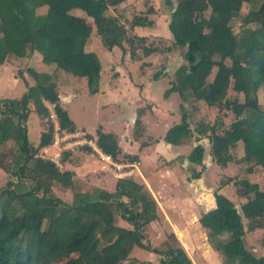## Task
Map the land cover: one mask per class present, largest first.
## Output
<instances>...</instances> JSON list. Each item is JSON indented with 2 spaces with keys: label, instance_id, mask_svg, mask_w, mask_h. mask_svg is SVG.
<instances>
[{
  "label": "trees",
  "instance_id": "trees-1",
  "mask_svg": "<svg viewBox=\"0 0 264 264\" xmlns=\"http://www.w3.org/2000/svg\"><path fill=\"white\" fill-rule=\"evenodd\" d=\"M123 1L0 0V65L8 57L25 59L38 54L47 66V71L34 77L33 86L26 85L20 97L0 99V146L11 145L6 152H0V170L9 177L0 188V264H49L51 259L71 254L76 256L66 258L63 264H146L131 257L134 247L158 254L160 264H193L179 245L165 250L151 247L145 232L159 219V207L143 183L121 177L111 192L98 187L76 191L72 186L71 202L65 203L52 195V187L56 182L70 188V173L61 172L53 161L36 156L52 143L54 126L49 123L47 129L43 128L37 146L28 139L27 121L32 112L38 119L49 121L50 110L45 102L52 106L61 131H77L63 108L60 76L85 78L89 94L99 92L101 62L85 50L89 31L76 18V10L90 18L95 37L109 51L118 47L124 52L123 44L130 46L132 38L145 41L128 31L151 26L146 14L153 13V7L148 6L144 16H134L127 29L118 17L108 15L109 7ZM249 2L175 0L168 24L173 44L185 49L183 58L188 67L164 96L177 92L183 99L192 97L210 107L228 105L235 117L219 133L216 124L199 123L192 129L189 114L183 111L169 137L176 145L190 139L193 132L208 139L210 155L218 166L231 162L230 150L242 145L240 163L246 169L245 178L239 182L246 201L238 210L220 192L221 183L214 194L215 208L198 220L222 264H264V255L258 256L247 247V230L242 222V218L254 219L253 225L257 226L251 225L250 231L264 230V190L251 180L253 175L257 177L258 169L264 171V109L258 101V90L264 87V2L241 17L243 29L239 35L233 33L231 26ZM167 4L171 5L169 1ZM145 52L150 54L151 50ZM130 58L136 60L135 52H130ZM203 66L208 70L217 68L211 82L199 79ZM230 86L236 94L245 93L247 101L226 100ZM143 112H138L134 123L135 139L143 132ZM95 135L101 152L119 162L121 151L116 136L101 128ZM85 151L91 153L88 148ZM204 156V147L197 145L187 159L202 166ZM124 157L129 164L138 162L137 156ZM192 174L191 179H198L201 172ZM234 180L227 178L223 183Z\"/></svg>",
  "mask_w": 264,
  "mask_h": 264
},
{
  "label": "rangeland",
  "instance_id": "rangeland-1",
  "mask_svg": "<svg viewBox=\"0 0 264 264\" xmlns=\"http://www.w3.org/2000/svg\"><path fill=\"white\" fill-rule=\"evenodd\" d=\"M168 1L171 3V5L167 4ZM263 2L264 0H250L249 4L247 3L243 5L240 16L236 18L231 25L234 34L239 35L243 29V26L241 24V17L246 15L247 12L251 9H258ZM175 4V0H155L154 2V6L159 9V12H162L161 15L167 14V16L169 17L170 12L172 11V7ZM142 5L144 6V11H139L140 14H132V18L134 16H144L143 14L148 8V2L143 0ZM39 11H41V9ZM134 12L137 13L136 11ZM205 15L207 16L208 13H206ZM158 17H160V15ZM125 21V25L129 26V18H125ZM161 21L163 22L164 18H162ZM162 26L165 28V24H162ZM131 36H129V39L132 38ZM94 38L90 42L92 44V47L90 48V50H87V52L92 53L99 58L103 69L101 72L103 75V82L104 84H110L108 85L109 91L104 94L101 93L100 95H90L85 78H78L74 76H60L59 90L62 98L63 108L67 110L70 119L73 121L77 128V132L81 134L80 138L82 139V141H91L94 144L95 140L93 138L95 137H92L91 139L84 132L94 134L97 129L101 128L102 131L106 133H121V138L124 137L126 142H128V140L130 141V139L134 138V130L133 132H130V128H127L125 125L119 123L122 115V109L124 108V100L122 96L124 94H127L129 99H134L138 94V89L133 88V86H131V88L129 85L119 83V89L112 91V88L117 86L116 81L119 78V73L121 72L124 79L125 75L128 76L132 74L133 78L138 79L140 76L142 79V84L137 87H139L140 90H143L145 86L150 87V93L152 94V96H155L159 89L160 92H162V89L158 85V82L162 81L160 85L164 86V90L166 92L171 88L172 84H177L179 80L178 76H180V74L187 72L188 63L183 58L185 49L177 48L173 44V41L168 33H159V37L152 38L150 40L146 39L145 41L132 38V44H130V46L124 43V52L120 48H115V50L111 49L110 51H107V48L103 47L102 43H100L101 41H98ZM145 49L151 50V53L147 54L145 52ZM130 52H135L137 60H129ZM125 57H127V59L129 60L127 61L126 65L121 62V59L123 60ZM25 62L26 61H24L23 59L8 57L6 62L2 66H0V99L20 97L26 89L27 82L25 81V77L29 82L34 84V77L41 72L47 71V66L42 61H40L39 64L35 63V65L33 64L34 62L32 64H28ZM32 65L34 66L31 68ZM126 70L128 71L127 73L124 72ZM117 71H119V73ZM216 71V67L208 70V68L203 66V74L199 76V79L211 82L215 76ZM156 86L158 87L156 88ZM168 95H170V97L167 96V99L171 100L168 105H171L172 103L171 108L173 109L170 115H174V113L179 115L182 114L183 111L187 112L189 114V123L192 129L196 128L199 123L210 125L216 124L215 126L217 128V131L220 133L224 128H228L230 124L235 120L231 108L228 105L222 108L210 107L203 101H197L192 97H186V99H183L177 92H171ZM234 99H237L238 101L243 103L247 101V95L245 93H234L230 86L226 100L232 101ZM258 101L260 107L264 109V87H261L258 90ZM135 104H137L136 101H134V104L131 101V103L128 104V107H132ZM156 104L162 105V102L160 100L155 101V103L153 102L151 105H155L157 107ZM50 108L49 121H47L46 119L43 121L38 119L34 112L29 115V119L27 121L28 139L33 145H38L41 129H47L49 123L54 126V131L55 129L58 130V128L55 127L57 126L58 122L54 114V110L52 106ZM147 108L150 109L149 105H146L144 109L147 110ZM167 110L170 112V109ZM54 121H56L57 123H54ZM143 121L147 126V135L145 136V140L148 141L150 139H154L155 137L163 136L165 129L164 125L159 124L156 117H154L152 114H148L147 117L143 119ZM191 139H188V142ZM69 140L75 141L76 139L72 138L68 139V141ZM193 140L194 139H192V141ZM199 141L205 148V156L203 165L197 167V170L203 171V174H201V176L204 175L206 185L210 188H213L211 189L212 192H210L213 193L214 189L215 192L218 191L220 188L216 190V187H221L219 184L222 183L221 185L224 189L223 193H225L233 201L235 207L240 210V206L246 201V198L242 196V194L245 192L244 188L239 182L240 179L245 178L244 172L246 169V166L240 163V158L243 154L242 145L239 143L230 150V154L232 156L231 162L227 163V165L225 164V166H218L215 163L213 157L210 155L209 140L207 139V142L206 138H201ZM130 142L133 145V142ZM10 146V144H4L0 146V152H6L10 148ZM81 146L83 145H77L76 148L80 149ZM190 146L191 145H189V148H187L185 153L188 152V149L190 150ZM64 149L61 153L62 156H60L61 159L63 158V153H66ZM153 149V145H151L150 147L143 148V150H139L141 152H138L137 154H139V157L141 158L140 161L143 164L141 165V167H139L138 171L144 173V176L147 179V184L149 183V185L151 186V188H149L154 193L155 198L163 204V212L161 213L162 215L164 213V215L167 216L168 221L165 220L160 222V219H158V221L153 222L147 227L145 235L150 242L151 247L158 250H165L169 247L179 245L183 247L193 264H222L220 255L212 247L211 248L216 253H212V251L210 252L209 248L206 247V241L204 240L205 234L207 233L206 230L202 228L198 222L194 223V225L193 223H191L194 217L192 208L186 211V214L189 217L187 221L189 223L188 224L180 216L182 212L181 207H177L174 204H171L173 203L172 198L174 197L185 200L189 192H191L189 188L191 187L192 189H196V187H198L197 181H191L188 179L187 182L190 185L188 187L186 185V182L182 179V173L179 167L174 165L173 168L176 169L175 174L177 175V184L172 186L163 175L164 171H162V169L165 167L164 162L160 160L157 165H155L154 162L148 161L149 157L147 155ZM41 150L42 149L37 152V157L40 155L45 156V154ZM81 152L87 154V152L83 149ZM94 155L96 159L104 162L112 170H115L121 175H124V173L126 172L128 174L132 173L130 170L132 168H130V165L128 164L129 159L127 157H123V155H119V162H114L112 159L108 162L98 157V155ZM45 159L46 158H44V160ZM77 161L79 162L80 159H76L75 162ZM135 165L139 166V164ZM189 172V175H193L192 173L194 171ZM263 172L264 171L258 169V171L256 172L257 177H255V175L251 177V180L257 182L262 190H264ZM136 176H139L138 173L136 174ZM227 178H233L235 180L224 184L223 182H225ZM8 179L9 177L4 172H2V170H0V188L5 186ZM88 181L89 180L75 181L73 188L76 191H81L85 188V186L87 187L84 182L87 183ZM114 188L115 182H113L111 186H108L107 189L113 191ZM72 191V189H67L65 186H60L56 182L52 187V195L60 198L65 203L71 202ZM208 196L211 200V194ZM167 201L169 202V204L165 203ZM192 204H194L192 206H195L196 210L200 212L199 207L194 203V201H192ZM242 222L245 226V229L247 230V247L251 249H258L257 251H255L258 256L264 255V247H262L264 230H262L261 228H256L250 231L251 229L249 228H251V225L252 227L257 226L256 224L253 225L254 219L248 220L242 218ZM172 223H174L173 225L176 226L175 228H171ZM184 224L188 225L183 228ZM260 224L261 223L259 222L258 225ZM179 229H184L186 232V235H184V240L180 235ZM171 230L178 234L177 236L180 239L179 241H177V237L176 235H174V233H170L172 232ZM75 256V254H71L70 256H61L55 259H51L48 262L49 264H63L66 258H74ZM131 256L136 258L137 260L145 262L146 264H160V256L150 250H144L135 247L132 251ZM125 264H130V262H127Z\"/></svg>",
  "mask_w": 264,
  "mask_h": 264
},
{
  "label": "crops",
  "instance_id": "crops-1",
  "mask_svg": "<svg viewBox=\"0 0 264 264\" xmlns=\"http://www.w3.org/2000/svg\"><path fill=\"white\" fill-rule=\"evenodd\" d=\"M142 1L143 0H133V1L124 0L122 3H120L119 5H117L115 7H109L108 15L118 17L123 24H126L125 18H129V20H131L132 14H140L139 11H144V6L142 5ZM144 1H147L148 6H152L154 9L153 13L146 14V17L150 21H152V25L147 26V27H133L132 29H130L128 31L129 35L136 36L139 38H145V40L146 39L150 40L152 38L159 37V33H166V34L168 33V35L172 39L171 33L168 29L170 17L167 16V14L161 15L162 12H159V9L154 6L155 0H144ZM134 11H136L137 13H135ZM145 12H146V10H145ZM159 15H160V17H158ZM75 16L77 19H80L82 22L85 23V25L89 31V39H88L87 44L85 46V50L86 51L90 50V48L92 47V44L90 42L95 37V33H96L95 28L90 23V21H91L90 18L87 17L84 12H82L80 10H76ZM162 18H164L163 22L161 21ZM156 20H158V21H156ZM162 24H165V28L162 26ZM125 27L128 29L127 25H125ZM163 31H165V32H163ZM94 39L100 41L96 37ZM123 46H124V44H123ZM115 48L118 49V47H114L113 49L115 50ZM124 48H125V46H124ZM23 60L26 61L25 63H28V64H32L34 62L33 64L35 65V63H38V64L40 63L41 57L38 54H34L30 58H25ZM129 60H131V58H129ZM129 60L127 59V57H125L123 60L121 59V62L126 65L127 61H129ZM123 64H121V65H123ZM34 65H32L31 68ZM0 66H2V65H0ZM101 66H102V64H101ZM28 68H30V67H28ZM102 70H101V72H102ZM117 72L119 73V71H117ZM124 72L127 73L128 71L126 70ZM25 81L27 82V85H29V86L34 85L31 82H29L26 77H25ZM103 81H104L103 75L101 73V78H100V83H99V92L95 95H100L101 93L104 94V93H107L109 91L108 85H110V84H106V83L104 84ZM116 82H117V84H116L117 86L113 87L112 91L119 89V83L129 85L130 87L133 86V88L138 89V94L134 99H132V98L129 99L127 94H124L122 96V98L124 100L123 101L124 108L122 109V115H121V118L119 120V123H121L122 125H125L127 128H130V130H131L130 132H133L134 123L138 117V112L140 110L144 111L143 114L140 116V120H141V123L143 126V132L141 133V135H139L138 138L130 139V141L133 142V145L131 144V142L129 140H128V142H126L124 137L121 138L122 137L121 133H111V134H114L117 138V143H118V146H119L120 151H121L120 155H123V157L126 155L127 156L129 155L131 157L132 156L138 157V162H135L133 164L128 163L130 165V168H132V169H130L132 173L128 174L126 172V173H124V175H121L120 173L116 172L115 170H112L104 162H101L98 159H96L94 154L98 155V157L101 158L100 153L102 154V152L96 145L97 137H96L95 133L89 134L87 132H84L88 136H91L90 137L91 139H92V137H95V138H93L95 140L94 141L95 147H91L90 145L86 144V145L81 146L79 149V148H76V145H74L75 143L73 141H70L67 143L63 142L62 141L63 136L68 137L74 133H77V131L74 133H67L65 131H61L59 129L58 123L56 121H54V123H57V126H55V127L58 128V130L55 129V131H54V134L52 137V143L46 147L41 148V149L45 151L46 157L48 159H50L59 152L58 146L65 148L64 150L66 151V153H63V158L62 159L60 158V156H62L60 154V156L56 157L53 162L57 165V167L59 168V171H61V172L67 171L70 173L71 185L69 187L71 189H72V186L74 185L75 181H80V180H82V181L89 180L87 183L84 182L87 185V187L85 186V188L82 189L81 191H85L91 187H98V188H102V189H105L107 191H110L107 189L108 186H111V184L113 182H115V184H116L117 179L121 178V177L122 178L123 177H125V178L131 177V178L135 179L136 181L143 183L158 204L159 219H160V222H162L165 220L168 221L167 216H165L164 213H163V215L161 213V212H163V208H162L163 204L155 198L154 193L150 189L151 186L149 185V183L147 184V179L144 176V173L141 171H138L139 167H141V165L143 163L140 161L141 158L139 157V154H137V153L141 152L139 150H143V148H147V147H150L151 145H153L154 149L151 150L147 155L149 157L148 161L154 162L155 165H157V163L160 160H162L164 162L165 167L162 169V171H164L163 175L165 176V178L168 180V182L172 186L177 184V175L175 174L176 169L173 168L174 165L179 167V169L182 173V175H181L182 179L186 182V185L188 187L190 186L189 183L187 182L188 179L191 181H193V180L197 181L198 187H196V189L195 188L192 189L190 187L189 190L191 192H189V194L187 195L185 200L181 199V198L174 197V198H172L173 203H171L177 207H181L182 212H181L180 216L186 222L188 221V218H189L188 215L186 214L187 213L186 211L188 209L192 208V212L194 214V217H193V220L191 223H193V225H194V223L198 222V220L202 214H204L207 211L215 208V201L213 199V195L215 194V189H214V192L211 193L212 192L211 189H213V188H210L206 185L204 175L203 176L200 175V178H198V179H191L192 175H189V173H190L189 171H194V172H198V173L201 172V174H203L202 173L203 171L197 170V167H199V166L194 165L193 163L189 162V160L187 159L188 155L190 154L191 150L194 147H196L197 145L203 146V144L199 141L201 139V137L199 135H197L195 132H193V135L191 138L194 140L192 141L191 138H190L191 140L189 142H188V139L184 140V142L180 145H176L175 141H172V139L169 137L170 136V134H169L170 129L174 125L180 123L181 114L177 115L176 113H174V115H170L171 111L173 110L171 108L172 103H171V105H168L171 100L167 99V97H164V93H165L164 89L165 88H164V86L160 85V83H162V81L158 82L159 83L158 85L161 87L162 92H160V89L158 88L159 90L155 96H152V94L150 93V91H149L150 87L145 86L143 90H140V88L137 87V86H140L142 84L141 83L142 79L140 76L138 79V78H133L132 74L128 75V76L125 75V79H124L123 75L120 72L119 78ZM157 87L158 86H156V88ZM170 95H168V96L170 97ZM60 98H61V94H60ZM159 100L162 102V105L156 104L157 107L155 105H153V106L151 105L153 102L155 103V101H159ZM61 101H62V98H61ZM131 101L133 102V104H134V101H136L137 104H135L132 107H128V104H130ZM45 105L49 108V110L51 109L50 108L51 105L49 103L45 102ZM144 105L145 106L149 105L150 109H148V108H147V110L144 109L145 108ZM165 105H166V107H165ZM167 109H170V112ZM148 114H152L154 117H156L158 120V123L161 125H164L165 129H164L163 136L155 137L154 139H150L147 141V140H145L146 139L145 136L147 135V126H146L145 122L143 121V119H145ZM188 120H189V118H188ZM42 131H43V128L41 129V132ZM102 132H104V131H102ZM104 133H106V132H104ZM60 134H62V135H60ZM57 136L59 139L57 141H54V138H56ZM39 137H40V135H39ZM206 141H207V139H206ZM189 145H191L190 146L191 148H190V150L188 149L187 153H185L187 148H189ZM35 146H37V145H35ZM85 148L90 149L91 153L87 152V151H86L87 154L81 152L82 149L85 150ZM79 150H81V151H79ZM76 159H80V161L75 162ZM135 164H139V166H136ZM145 166H146V164H145ZM145 166H144V168H145ZM165 170H166V172H165ZM137 173L139 176H136ZM112 177H114V178H112ZM218 188L219 187H216V190ZM67 189H69V188H67ZM220 192L223 193L224 189H221ZM210 194L212 197L211 200L209 199V196H208ZM192 201H194V203L199 207L200 212L196 210L195 206H192V205H194V204H192ZM165 203L169 204L168 201ZM169 220H170V218H169ZM154 222H156V221H154ZM173 224L174 223L171 224V226H172L171 228L176 227ZM188 224H186V225H188ZM186 225L184 224L183 228H185ZM179 230H180V235H181L182 239L184 240L185 239L184 235H186V232L184 229H179ZM171 231L172 232H170V233H174V235H176V237H177V241H179L180 239L177 236L178 234H176L173 230H171ZM204 240L206 241L205 242L207 245L206 247L209 248V251L210 252L212 251V253H216L211 248V246L207 243V235L206 234H205ZM257 250L258 249H253L255 254H256L255 251H257ZM131 254H132V252H131ZM138 261H140V260H138ZM140 262H143V261H140Z\"/></svg>",
  "mask_w": 264,
  "mask_h": 264
},
{
  "label": "built area",
  "instance_id": "built-area-1",
  "mask_svg": "<svg viewBox=\"0 0 264 264\" xmlns=\"http://www.w3.org/2000/svg\"><path fill=\"white\" fill-rule=\"evenodd\" d=\"M80 133H74V134H72V135H70V136H68V137H62V141L63 142H70V140L68 141V139H76L75 141H73L75 144L74 145H90L91 147H95V143L93 144V142H91V141H89V142H87L86 140H83L82 141V139L80 138ZM59 138H58V136L56 137V138H54V141H57ZM97 140V139H96ZM58 148H59V152L56 154V155H54L52 158H50V159H48L47 157H46V154H45V151L44 150H41L44 154H45V156H38V157H40V158H42V159H44V158H46L45 160H50V161H54V159L56 158V157H58V156H60V154L62 153V151H63V149L64 148H62V147H60V146H58ZM100 156H101V158L102 159H104V160H106V161H110L111 160V158L109 157V156H107V155H104L103 153L101 154L100 153Z\"/></svg>",
  "mask_w": 264,
  "mask_h": 264
},
{
  "label": "water",
  "instance_id": "water-1",
  "mask_svg": "<svg viewBox=\"0 0 264 264\" xmlns=\"http://www.w3.org/2000/svg\"><path fill=\"white\" fill-rule=\"evenodd\" d=\"M198 62V61H197ZM209 159H211V158H209ZM213 198H214V195H213ZM214 201H215V198H214Z\"/></svg>",
  "mask_w": 264,
  "mask_h": 264
}]
</instances>
